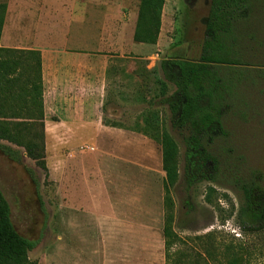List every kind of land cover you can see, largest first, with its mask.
<instances>
[{
    "label": "rangeland",
    "instance_id": "374dc122",
    "mask_svg": "<svg viewBox=\"0 0 264 264\" xmlns=\"http://www.w3.org/2000/svg\"><path fill=\"white\" fill-rule=\"evenodd\" d=\"M6 1L0 0V6L6 7ZM90 1L93 19L104 10L98 3H123L124 57L110 68L103 122L129 136L116 131L100 139L93 133L85 138H58L51 117L44 122L46 170L30 160L22 147L0 141L21 152L20 164L0 155V190L16 232L38 240L27 255L29 262L165 264V178L161 181L153 172V158L161 154L165 132L178 148L179 178L167 195L175 232L193 247L191 238L216 231L249 251L247 264H264V230H242L237 219L242 195L236 186L256 183L264 189V0H249L234 24L238 62L215 65L221 81L215 95L221 130L200 136L209 155L205 171L212 178L190 188L184 168L185 142L195 131L187 122L172 126L167 104L175 87L167 83L166 90L161 88L160 62L199 61L211 0H165L156 44L136 43L141 47L137 52L131 50V35L140 0ZM92 23L94 31L98 23L95 19ZM74 39L67 44L72 46ZM94 127L99 132L101 127ZM117 148H124L125 154L145 153V167L113 161ZM26 168L39 182L43 211ZM187 204L193 208L190 213Z\"/></svg>",
    "mask_w": 264,
    "mask_h": 264
},
{
    "label": "trees",
    "instance_id": "16d2710c",
    "mask_svg": "<svg viewBox=\"0 0 264 264\" xmlns=\"http://www.w3.org/2000/svg\"><path fill=\"white\" fill-rule=\"evenodd\" d=\"M165 0H140L132 40L136 44L154 45L160 32ZM249 0H211L205 23V39L198 62L165 59L160 62L163 90L167 83L175 87L168 101L172 126L188 123L195 134L185 142L184 168L187 186L210 181L205 171L209 155L201 146L200 136L207 131L221 130L215 95L221 87L215 65L238 62L234 24L241 18ZM0 6V37L5 13ZM24 118L28 122L17 123ZM106 126L108 124L105 123ZM110 126V125H109ZM0 141L22 147L26 156L42 170L45 167L44 108L40 53L34 50L0 47ZM0 155L20 164L21 152L0 143ZM165 215L162 238L165 264H247L250 253L233 239L224 240L218 232H209L186 241L174 230L175 217L168 194L178 182V148L165 132L161 137ZM35 196L43 211L40 185L34 173L26 168ZM242 195L237 219L245 232L264 230V189L260 185L240 182ZM188 212L193 208L187 204ZM38 244L20 236L10 218V207L0 190V264H31L27 258Z\"/></svg>",
    "mask_w": 264,
    "mask_h": 264
},
{
    "label": "crops",
    "instance_id": "0c3cea01",
    "mask_svg": "<svg viewBox=\"0 0 264 264\" xmlns=\"http://www.w3.org/2000/svg\"><path fill=\"white\" fill-rule=\"evenodd\" d=\"M91 4L90 0L6 1L0 47L24 46L40 53L44 122L55 118L58 138H85L93 133L100 139L122 131L106 126L103 116L111 65L124 57L123 3H98L104 10L94 18L98 23L94 31ZM71 38L76 40L72 46L67 44ZM132 46L135 52L141 50L134 42ZM97 125L99 132L93 131ZM115 152L111 159L122 165L127 161L145 167L147 163L142 151L125 154L124 148H117ZM153 161V172L163 181L161 154L157 152ZM119 174L125 177L122 170Z\"/></svg>",
    "mask_w": 264,
    "mask_h": 264
}]
</instances>
